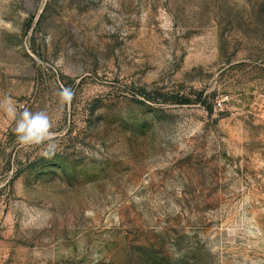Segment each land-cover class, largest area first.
<instances>
[{
	"label": "rangeland",
	"instance_id": "obj_1",
	"mask_svg": "<svg viewBox=\"0 0 264 264\" xmlns=\"http://www.w3.org/2000/svg\"><path fill=\"white\" fill-rule=\"evenodd\" d=\"M5 95L0 264H264V0H0Z\"/></svg>",
	"mask_w": 264,
	"mask_h": 264
},
{
	"label": "clouds",
	"instance_id": "obj_2",
	"mask_svg": "<svg viewBox=\"0 0 264 264\" xmlns=\"http://www.w3.org/2000/svg\"><path fill=\"white\" fill-rule=\"evenodd\" d=\"M61 104H70L74 93L70 88H62L58 93ZM0 111L15 124L14 133L21 148L45 146L44 155H54L57 148V136L53 123L46 111L32 112L28 109L18 111L16 101L9 95L0 98Z\"/></svg>",
	"mask_w": 264,
	"mask_h": 264
},
{
	"label": "trees",
	"instance_id": "obj_3",
	"mask_svg": "<svg viewBox=\"0 0 264 264\" xmlns=\"http://www.w3.org/2000/svg\"><path fill=\"white\" fill-rule=\"evenodd\" d=\"M175 99H178V98H175ZM176 101H178L180 104H186V103H188V100H185V101H182V102H180L179 100H176ZM208 111L209 112H212V109L211 108H208Z\"/></svg>",
	"mask_w": 264,
	"mask_h": 264
},
{
	"label": "built area",
	"instance_id": "obj_4",
	"mask_svg": "<svg viewBox=\"0 0 264 264\" xmlns=\"http://www.w3.org/2000/svg\"><path fill=\"white\" fill-rule=\"evenodd\" d=\"M219 106H221V104H219Z\"/></svg>",
	"mask_w": 264,
	"mask_h": 264
}]
</instances>
